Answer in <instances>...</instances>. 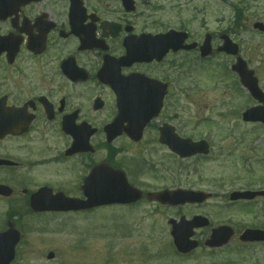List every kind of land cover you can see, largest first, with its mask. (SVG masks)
I'll return each mask as SVG.
<instances>
[{"label": "flooded vegetation", "instance_id": "af4514ba", "mask_svg": "<svg viewBox=\"0 0 264 264\" xmlns=\"http://www.w3.org/2000/svg\"><path fill=\"white\" fill-rule=\"evenodd\" d=\"M139 5L135 0V8L129 10L123 0H0V202L8 218L3 228L18 229L9 220L14 217L84 215L106 206L133 207L144 199L169 209H200L215 196L210 192L208 200L163 204L146 193L133 203L66 208L69 202L87 200L90 190L100 189L107 175L116 180L118 172L124 171L133 184L130 177L137 170L156 173V167L165 168L169 161L182 167L186 161L211 157V144L207 154L182 158L161 140L164 127L172 142L188 138L183 106L186 93L192 90L187 80L194 64L186 55L198 56L201 63L210 59L199 57L198 48L170 50L160 60L135 58L132 53L126 58V41L162 32L142 23ZM151 84L162 91L163 103L137 140L127 130L129 122H121L119 105L144 97ZM225 90L231 99L241 98L244 92L249 95L240 82ZM173 106H180L179 112L172 114ZM245 108L221 116L238 125H262L244 121ZM238 125L229 129L231 135L240 134L237 145L251 134L260 139L263 131H241ZM246 148L239 160L249 173L247 167L264 162L259 156L264 145ZM243 192L249 195H240ZM225 200L229 217L214 225L201 212L191 217L176 215L179 218L175 219L204 216L202 221L208 226L196 229V234L207 230L206 236L199 233L198 247L182 254L173 246L175 255L186 258L199 251L214 253L232 244L237 250L264 249V179L249 178L245 188L231 190ZM222 227L228 228L229 241L208 246L206 238ZM18 230L21 244L25 233Z\"/></svg>", "mask_w": 264, "mask_h": 264}, {"label": "rangeland", "instance_id": "374dc122", "mask_svg": "<svg viewBox=\"0 0 264 264\" xmlns=\"http://www.w3.org/2000/svg\"><path fill=\"white\" fill-rule=\"evenodd\" d=\"M139 3L142 23L151 24L154 31L182 28L198 42L209 32L213 34L215 48L221 44V33L230 34L264 89V33L253 27L256 21L264 22V0H139ZM235 9L241 10L239 19ZM222 53L204 63L194 54L186 55L194 65L193 75L187 80L192 90L186 93L183 106L184 130L188 137L207 139L212 146L211 157L186 161L182 167L169 161L165 168L156 167V173L147 168L140 172L132 170L134 175L130 177L144 191L182 187L209 191L215 196L200 209L189 206L169 209L144 199L133 207L108 206L84 215L11 218L25 233L12 264H264V249L237 250L234 244L214 253L199 251L186 258L172 251L169 218H176L177 214L191 217L201 212L213 225L226 221L228 193L245 188L251 177L264 179V162L247 167L251 170L248 173L239 160L247 151L244 147L264 145V125H238L237 121L221 116L239 113L242 107L256 104L245 92L241 98L228 96L225 87L236 88L238 82L232 74L221 75L220 69L230 68L235 59ZM179 107H171V113L179 112ZM237 125L241 131L263 132L259 140L251 134L237 145L240 134H229V129ZM130 155L132 152L127 157ZM259 156L262 161L264 151ZM4 209L0 202V228L8 221ZM234 215L242 218L238 212ZM132 228L134 233H130ZM201 231L206 236L207 230ZM49 251L56 254L54 260L47 259Z\"/></svg>", "mask_w": 264, "mask_h": 264}, {"label": "water", "instance_id": "95a60500", "mask_svg": "<svg viewBox=\"0 0 264 264\" xmlns=\"http://www.w3.org/2000/svg\"><path fill=\"white\" fill-rule=\"evenodd\" d=\"M126 4L130 5V0H124ZM255 28L264 30L263 23H255ZM180 34V35H179ZM181 36V37H180ZM187 37L185 33H177L175 31H170L164 35L155 36V38L138 43H134L130 46V53H165L169 47H174L175 49L179 48V44ZM224 39V45L219 47L220 51H225L230 54H237L239 52V46L233 42V40L226 34L222 35ZM195 44L187 46V48H192ZM203 55L209 54L211 52V36L207 35L206 40L201 47ZM233 70L236 71L241 78L242 83L250 90L252 95L264 102V93L258 85V79L254 76V71L248 68L247 63L241 58L238 57L237 62L233 65ZM161 98H158L156 102H142L134 103L132 105L126 106L123 108V113L125 114H137L141 117L134 120L136 123H144L152 115L154 109L160 106ZM244 117L246 120H262L264 121V107H256L248 110ZM200 144L193 143L191 140H185V146H182L180 149L178 144H172L171 147L184 155H191L197 151H206L204 147L197 149ZM180 150V151H179ZM122 180L118 183L107 182L105 186L98 189H91L89 196L90 201L84 204L74 203L73 205L79 204L83 207H91L100 204L108 203H126L136 201L141 197V192L137 189L129 186L122 176ZM197 192L192 190H177V191H164L158 194V199L170 202H185V201H198L196 197ZM72 204L67 205L68 208ZM76 208V207H75ZM200 219V218H199ZM197 218L193 221L182 220L179 224L171 220V223L174 225L172 235L174 237V242L176 247L182 252H188L194 248L197 243L190 240V237L193 235L192 228L199 226V224H207V222L197 223ZM215 236L218 234H213L209 244H220L222 241H228V235L218 239ZM19 241V234L16 230H9L3 233H0V264H10L15 257V246Z\"/></svg>", "mask_w": 264, "mask_h": 264}, {"label": "trees", "instance_id": "16d2710c", "mask_svg": "<svg viewBox=\"0 0 264 264\" xmlns=\"http://www.w3.org/2000/svg\"><path fill=\"white\" fill-rule=\"evenodd\" d=\"M236 8H237V7H236ZM240 13H241V10L235 9V15H236V17H237L238 19H239Z\"/></svg>", "mask_w": 264, "mask_h": 264}]
</instances>
